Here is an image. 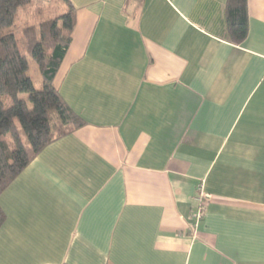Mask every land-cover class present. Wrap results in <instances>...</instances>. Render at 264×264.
<instances>
[{
    "label": "crops",
    "instance_id": "crops-1",
    "mask_svg": "<svg viewBox=\"0 0 264 264\" xmlns=\"http://www.w3.org/2000/svg\"><path fill=\"white\" fill-rule=\"evenodd\" d=\"M226 1L69 0L84 125L1 193L0 264H264V0L240 45Z\"/></svg>",
    "mask_w": 264,
    "mask_h": 264
},
{
    "label": "trees",
    "instance_id": "trees-1",
    "mask_svg": "<svg viewBox=\"0 0 264 264\" xmlns=\"http://www.w3.org/2000/svg\"><path fill=\"white\" fill-rule=\"evenodd\" d=\"M73 13L69 0H0V195L48 145L84 125L53 86ZM225 13L228 41L240 45L247 37L246 0H227ZM4 219L0 208V227Z\"/></svg>",
    "mask_w": 264,
    "mask_h": 264
},
{
    "label": "built area",
    "instance_id": "built-area-1",
    "mask_svg": "<svg viewBox=\"0 0 264 264\" xmlns=\"http://www.w3.org/2000/svg\"><path fill=\"white\" fill-rule=\"evenodd\" d=\"M205 199H206L205 195L203 194L202 190L199 188L197 195L194 198V202L196 206L191 214V222L194 228L198 225L204 213Z\"/></svg>",
    "mask_w": 264,
    "mask_h": 264
},
{
    "label": "rangeland",
    "instance_id": "rangeland-1",
    "mask_svg": "<svg viewBox=\"0 0 264 264\" xmlns=\"http://www.w3.org/2000/svg\"><path fill=\"white\" fill-rule=\"evenodd\" d=\"M34 70H35V66L31 65L30 75H31L32 80L34 82V86L36 88H39L40 78H39V75L34 73ZM21 98L24 99V100H27V95H22ZM21 141H22L23 144H26V141H25L23 136L21 138Z\"/></svg>",
    "mask_w": 264,
    "mask_h": 264
}]
</instances>
